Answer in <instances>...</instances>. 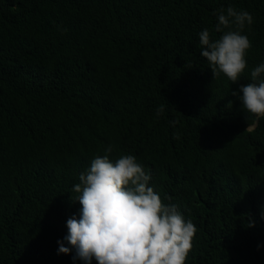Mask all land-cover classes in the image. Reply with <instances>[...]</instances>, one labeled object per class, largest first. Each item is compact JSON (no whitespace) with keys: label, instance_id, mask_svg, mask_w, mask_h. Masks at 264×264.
I'll use <instances>...</instances> for the list:
<instances>
[{"label":"trees","instance_id":"trees-1","mask_svg":"<svg viewBox=\"0 0 264 264\" xmlns=\"http://www.w3.org/2000/svg\"><path fill=\"white\" fill-rule=\"evenodd\" d=\"M229 6L253 16L237 83L199 37ZM260 63L264 0H0V264H84L58 241L105 154L196 225L185 264H264V118L231 94Z\"/></svg>","mask_w":264,"mask_h":264},{"label":"clouds","instance_id":"clouds-1","mask_svg":"<svg viewBox=\"0 0 264 264\" xmlns=\"http://www.w3.org/2000/svg\"><path fill=\"white\" fill-rule=\"evenodd\" d=\"M215 14L218 22L212 31L221 35L213 40L210 30L203 29L199 33L201 55L214 77L223 73L237 83L248 64L251 42L243 33L245 26L253 23V16L231 6ZM262 74L264 63L252 69V82L231 93L241 101L243 110L257 118H264ZM163 110L161 105L157 115ZM247 130L252 129L248 126ZM105 152L111 153L112 147ZM150 180L151 175L135 155H121L115 160L108 154L96 155L73 186L81 208L66 221L67 235L58 241L59 253L74 250L73 260L84 264H92L93 259L97 264H185L197 227L176 205L165 204ZM261 215L264 218V213ZM254 226V221L248 223V227Z\"/></svg>","mask_w":264,"mask_h":264}]
</instances>
